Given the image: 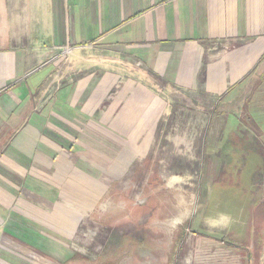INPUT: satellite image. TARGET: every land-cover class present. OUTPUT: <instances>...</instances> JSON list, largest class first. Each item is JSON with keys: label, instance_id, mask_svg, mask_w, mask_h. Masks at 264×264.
I'll use <instances>...</instances> for the list:
<instances>
[{"label": "crops", "instance_id": "0c3cea01", "mask_svg": "<svg viewBox=\"0 0 264 264\" xmlns=\"http://www.w3.org/2000/svg\"><path fill=\"white\" fill-rule=\"evenodd\" d=\"M159 131L206 162L210 205L246 192L198 237L264 264V0H0V264H63L57 239Z\"/></svg>", "mask_w": 264, "mask_h": 264}, {"label": "rangeland", "instance_id": "374dc122", "mask_svg": "<svg viewBox=\"0 0 264 264\" xmlns=\"http://www.w3.org/2000/svg\"><path fill=\"white\" fill-rule=\"evenodd\" d=\"M173 118L183 125L177 135L188 138L187 116L180 113ZM164 134L151 132V143L145 151L149 163L137 165L130 177L108 183L106 193L94 202L90 214L77 221L76 232L65 237L66 242L57 239L55 243L67 250L61 252L62 258L57 257L63 264H233V254L239 252L199 238L202 233L198 231L203 232L204 226L202 221L197 222V217L202 212L212 214L213 203L218 211L220 202L223 203L219 206H226L228 200L242 201L246 192L237 191L234 198L229 192L213 193L210 205L208 197L205 201L197 189L206 185V178L198 171V166L206 162L197 161L192 148L183 146L184 143L178 147L169 142L163 144ZM241 163L242 157L234 155L228 161L232 170L241 168ZM217 179L223 186L231 184V180L235 184L242 182L241 177L231 179L227 174ZM207 234L228 240L223 232ZM237 260L242 264L244 253H239Z\"/></svg>", "mask_w": 264, "mask_h": 264}, {"label": "built area", "instance_id": "2783aa9c", "mask_svg": "<svg viewBox=\"0 0 264 264\" xmlns=\"http://www.w3.org/2000/svg\"><path fill=\"white\" fill-rule=\"evenodd\" d=\"M70 51H69V48L65 47L61 50V53L62 54H68Z\"/></svg>", "mask_w": 264, "mask_h": 264}]
</instances>
